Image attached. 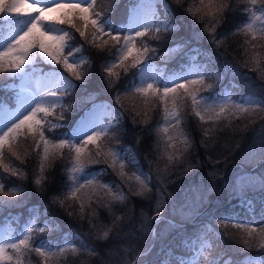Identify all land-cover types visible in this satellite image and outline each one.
<instances>
[{
	"label": "snow or ice",
	"instance_id": "obj_1",
	"mask_svg": "<svg viewBox=\"0 0 264 264\" xmlns=\"http://www.w3.org/2000/svg\"><path fill=\"white\" fill-rule=\"evenodd\" d=\"M111 3L112 0H104L103 4L98 3V0H35V2L0 0V74L13 79L19 78L22 82L21 90L16 97V109L6 110L0 116V168L9 176H15L20 180L27 179L22 170L5 161L8 158L6 154L20 160L21 157L16 152V142L21 138L25 140L31 138L38 157L34 184L38 192L42 193L47 182L45 173L51 170L58 158H64L67 150V163L62 167V174H67V180L64 182L61 194L54 195L52 201L65 208L69 216L75 215L80 219L84 218L86 207L92 210L91 217L99 215L93 205L106 208L109 214H112L113 203L123 204L130 196L143 197L146 192H151V188L148 187L152 180L150 173L143 171L134 155L121 153L108 143V139L109 130L119 127L126 114H131L133 123L148 124L151 120L150 112L156 107L152 104L153 99L163 102V127L156 129L157 134L163 133L173 148L177 136L183 137L184 143L190 146L187 134L179 128L181 111L187 100L191 102L192 114L200 121L205 120L203 113H210L208 119L214 121L236 116L248 117L252 124H255L257 119L264 121V100L243 97L241 102H236L230 95L223 98L218 94L202 95L211 92L214 87L213 84L207 83L209 76L205 71L182 75L174 72L166 76V64L164 69H153L152 74L146 71L147 68L153 67L152 59L157 54V49L150 41L158 42L163 39L162 34L179 30L175 12L171 11L168 0H164L165 7L169 9L167 20L161 21L155 11L142 15L134 7L127 10L126 21L119 22L118 26L111 19ZM174 3L179 6L183 0H174ZM247 3L253 6L244 9L251 14L250 22L243 23L230 34H218L217 27L226 18L225 13L233 11L234 0H199V6H189L182 11L194 22L204 23L203 31L208 34L209 41L219 48L226 44L229 35L237 33L245 35L251 33L253 40L257 33L264 37V27L255 26L257 21L264 23V0H247ZM257 5L260 7L257 8ZM77 35L83 43H74ZM245 43L251 49L257 47L252 40H247ZM85 44L99 52L104 51L105 48L109 52L115 50L114 58L100 65L101 76L108 89L114 90L115 108L111 110L112 123L105 125L97 115L98 106L92 103L91 107L73 121L74 126L69 132L65 123L67 120L65 111L71 112V108L62 103L64 95L77 86L76 81L86 84L93 72L91 59L82 55ZM183 47H186V44L175 45L160 59L167 60L170 56L174 59L175 56L172 54L179 55L178 50ZM193 51L199 53L198 49ZM245 53H248L247 48ZM259 57V53L251 56L254 71L260 69ZM38 61L44 62L54 70L36 75L35 65ZM243 66L249 67V62L245 61ZM260 70L264 76V69ZM121 72L124 76L132 73L123 91L115 87L116 82L121 78ZM137 98L141 100V105L135 103ZM169 98L172 101L171 109L168 104ZM124 101H128L127 106ZM4 108L5 102L0 100V109ZM57 109L63 110L57 112ZM170 129L174 134H169ZM260 130L261 143L264 146V123L261 124ZM210 131L205 129L204 135L208 136ZM184 151H187V148ZM166 154L168 165L176 162L182 155L181 152ZM212 162L220 163V161ZM260 162L264 163V153ZM151 163L149 161V164ZM100 164L107 167L92 170L93 165ZM129 165L134 166L136 171L129 174L125 170ZM198 166L199 161L192 167ZM109 169L119 178V184L104 183L99 179L101 175L107 174ZM191 170V168L185 169L184 174H188ZM208 175L223 180L222 173L210 172ZM156 179L160 182L157 192L163 198L166 185L160 175H157ZM122 185L127 186V192ZM253 185L254 182L245 173L238 177L235 183L223 180L222 187L230 198H240L242 203H248L250 207L251 201L247 199V192ZM161 188L165 191H161ZM214 190V187L209 188L208 193ZM259 190L264 191V175L259 176ZM21 191L20 186L5 191V184L0 181V195L14 198L20 196ZM66 201H71L67 207H65ZM3 203L6 201H0V204ZM77 207L78 211L69 210ZM160 207L158 201L157 208ZM33 209L39 212L38 206H33ZM160 215V211H156L155 216ZM122 219L123 217H115L113 223ZM216 223L221 229L229 225L239 229L242 236L238 242L245 248L264 249V227L257 228L250 222H238L235 212L223 214ZM31 225H26L18 237H13L11 234L0 236V262L15 259L16 264H22L21 258L34 252L42 258V264H49L52 257L65 256L69 252L75 254L79 251L75 244L66 243L65 246L59 247L47 240H41L37 246H33L35 234H46L51 229L47 221L44 226H38L35 217ZM110 231L111 228L103 231L98 238L107 239ZM212 231L214 230L211 225L205 224L192 241L186 238L185 247L193 249L196 247V241H200L199 250L190 258L177 257L178 264H200V257L207 255L206 246L210 247L207 235ZM257 234L260 238L258 243ZM91 254L95 255V253Z\"/></svg>",
	"mask_w": 264,
	"mask_h": 264
},
{
	"label": "trees",
	"instance_id": "obj_2",
	"mask_svg": "<svg viewBox=\"0 0 264 264\" xmlns=\"http://www.w3.org/2000/svg\"><path fill=\"white\" fill-rule=\"evenodd\" d=\"M224 24L225 23L223 22L220 26L217 27L218 34H228V32L232 31V27H230L229 29H222ZM174 36H177V34H175ZM220 48L226 50V52L229 54H244L240 37L236 35H229L226 44L224 46H221ZM85 49L88 52L89 56H92L94 57V59H96L91 75V81L93 83H100V85H104L107 87L106 82L102 78L100 72V65L105 63V58L102 55L103 51L99 52L95 48H92L90 46H85ZM262 51L264 53V46H262ZM115 87L116 89L121 90V83L117 81ZM110 91L114 93V90ZM182 111L186 113V116L190 115L195 120L197 119L192 114V112L188 110L186 105L182 109ZM65 113L67 114L68 111H65ZM150 115L151 120L148 124H141L138 122L128 123L123 126L121 132L124 137H129L134 133L137 134V137L139 138L138 144L140 149L148 152L149 157L159 158L160 144L158 142L162 140V133L158 135L156 129L161 127L159 125L162 124L159 123L158 117L155 115L154 110L150 112ZM236 124L240 125V123ZM186 129L190 134L192 140L194 141L189 151V155L199 161V166L195 167L194 174L192 175L190 180L180 179L175 181L173 179V175L175 173H178L179 171L172 169L173 166L169 167V169H167L166 171L156 170V174L160 175L162 180L165 179L164 185H166V192L163 198L158 194L157 191L154 192L155 189L152 186L150 187L151 192H146L145 196L143 197L130 196L128 201L124 202L123 204L119 202L113 203L111 205L112 214H109L106 208H98V217H91V215L88 216L85 214L83 219H80L75 215L69 216L65 208H62L58 203H54L52 201L54 205L57 206L61 210V212L67 216V218L78 224H81L82 226L88 227V229L94 231V234L99 232L101 228L105 231L111 228L107 239H96V250L91 248L87 250L82 247H77V249L79 250L77 253H67L65 256H62L60 262H63L64 264H115L118 263L119 260L115 261V263L113 262V260L126 257L128 250L129 256L132 259V257L139 250L145 248L142 247V245L146 243L151 237V231L150 229H148V227L152 225L153 215L151 214V211H175L177 209V206L175 204L176 202L174 201H180V199L184 197V191L191 190L193 188H201L202 191H205L209 187H214L215 189L217 186L218 188H221L223 180L230 181L233 179L234 175H231V173L221 172V166L227 160L237 155V148L241 144L242 140L247 136L248 131H246L240 137L238 135V131H234L235 126L233 127L232 125V127L230 128L220 127L217 129V131L210 132L208 136H205L202 128L198 127V122L197 124L194 122L190 126H188L187 124ZM261 136L262 133L260 134V138L257 136L256 140L261 139ZM239 137V141L234 144ZM25 153V151H21V159L16 160V163L18 164L20 170L25 171V174L27 176V179L25 180L18 179V181L22 182V184L26 186L23 187L24 191H27L29 194L30 192H33V194H48L51 199L54 195H58L59 193H61L64 182L67 180V174H62V167L65 163H67L68 157L64 156V158L62 159L58 158L51 170L45 173V175L47 176V182L44 185V191L41 193L38 192L37 187L34 184V172L38 169V157L34 155V153H29L28 155H25ZM209 157L211 158V160H209ZM212 161H220L222 163L219 165V163H213ZM158 162H163V160ZM127 171L129 172V174H131V170ZM210 172L222 173L223 180L219 177H210L208 175V173ZM260 173H264V163H262L261 165ZM201 176L202 180L200 179ZM198 190L200 191V189H195V191ZM125 191L127 192V187ZM161 191L165 190L161 188ZM169 191H172L174 193L168 195ZM196 198L197 197H193V199ZM158 199H164L163 201H159L161 205L159 209L157 208ZM167 202L168 210L166 207ZM67 205L68 203L65 202V207H67ZM69 210L75 211L74 209ZM118 216L123 217V219L117 221L114 224L113 221L115 220V217ZM90 218L91 223H89ZM161 219L164 221H170L165 217H160V220L157 223L160 227H163L165 225V222L161 221ZM165 227L166 230L169 228V226ZM256 240L259 241L258 239ZM243 247L244 246L242 245V247H237V249H241ZM116 252H120V254H118V256H115L114 254ZM91 253H95V255ZM141 255L142 254L136 256V258L134 259V264L142 263L143 257H140ZM130 261L131 260H127V264H130Z\"/></svg>",
	"mask_w": 264,
	"mask_h": 264
},
{
	"label": "rangeland",
	"instance_id": "obj_3",
	"mask_svg": "<svg viewBox=\"0 0 264 264\" xmlns=\"http://www.w3.org/2000/svg\"><path fill=\"white\" fill-rule=\"evenodd\" d=\"M237 2L239 3V4H242V2H241V0H237ZM243 3H244V0H243ZM189 6H193V7H195V6H199V0H190L189 1V4H188V7ZM193 21V20H192ZM236 36H239L240 37V41H241V43H242V47H243V52H244V54H243V56H242V58H239V57H237L236 56V58L238 59V60H240L241 62H245V61H248L249 62V67L250 68H252V64H251V56H252V54H254V53H259L260 54V69H264V53H263V51H262V46H264V37H261V35H256V38L253 40V37H252V34H247V35H245V34H243V33H237L236 34ZM247 40H252L253 41V43H256L257 44V47H256V49H251L250 48V46L248 45V44H246L245 43V41H247ZM245 48H247L248 49V53L246 54L245 53ZM260 69H257V70H255L257 73H258V75H260L263 79H264V76H262V74H261V70ZM146 71L148 72V73H150V74H152L153 73V69L152 68H148V69H146ZM195 71H199V68L196 66V65H193L192 67H190V70H189V72H195ZM188 72V73H189ZM225 97V96H224ZM223 98V97H222ZM152 101H156V99H153ZM124 103L126 104V106H127V103H128V101H124ZM135 103L137 104V105H141L142 104V102H141V100L139 99V98H137L136 100H135ZM151 106V105H150ZM217 111H218V109H217ZM203 114H205V115H207V116H209L210 115V113H203ZM245 118L247 119V120H249L250 121V118H248V117H241V120H240V125L241 126H237V127H240V128H243V126H245V125H247V123L249 122V121H245ZM234 119V118H233ZM231 119H225V120H222V123H225L226 121H230ZM104 123V122H103ZM205 123H206V126L204 127L205 129H211V127H212V125L210 124V119H206L205 120ZM105 124V123H104ZM234 126H236V125H234ZM180 128V127H179ZM180 129H182V128H180ZM183 130V129H182ZM184 131V130H183ZM259 133H260V128H259ZM169 134H174V132H173V130L172 129H170V133ZM164 139L165 140H163V150H164V157L167 159V154L166 153H172V154H175L176 152H181V153H183V151H184V149L186 148V145L187 144H185L184 143V138L183 137H179V136H177L176 137V144H175V148H173V147H171L170 145H171V142H168L167 140H166V137L164 136ZM189 141V140H188ZM19 146H20V142L18 141V142H16V151L18 152V150H19ZM259 151H261V148H258V147H256V144L248 151V153H247V155H246V158L247 159H252V158H255L256 157V154L259 152ZM168 160V159H167ZM182 159H180V158H178L177 159V161L175 162V163H178V162H180ZM61 198H63V197H61ZM68 204H70L71 203V201H66ZM176 206H179V203H176ZM156 207V206H155ZM166 207H167V210H168V202L166 203ZM93 208H95L94 206H93ZM75 209V211H78V207L77 208H74ZM91 209H85V214L86 215H88V216H90L91 215ZM154 216V215H153ZM225 230H226V233H227V235H228V237H230V239H232L233 240V242H234V244H235V246L236 247H242V245L243 244H241V243H239L238 241L241 239V236H242V233H241V231L239 230V229H236V228H234V227H232V226H228L227 228H225ZM257 235H259V234H257ZM256 242L258 243L259 241H257L256 240ZM61 256H58V257H55V258H53V259H50L49 260V263L50 264H64L63 262H60V261H57L59 258H60ZM33 264V263H32ZM115 264H122V262L121 261H118V263H115Z\"/></svg>",
	"mask_w": 264,
	"mask_h": 264
}]
</instances>
